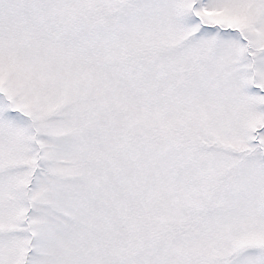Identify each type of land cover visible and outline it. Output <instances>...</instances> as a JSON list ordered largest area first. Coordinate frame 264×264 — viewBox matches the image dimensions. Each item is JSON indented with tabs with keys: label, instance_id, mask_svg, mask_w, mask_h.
Here are the masks:
<instances>
[{
	"label": "snow or ice",
	"instance_id": "obj_1",
	"mask_svg": "<svg viewBox=\"0 0 264 264\" xmlns=\"http://www.w3.org/2000/svg\"><path fill=\"white\" fill-rule=\"evenodd\" d=\"M0 264H264V0H0Z\"/></svg>",
	"mask_w": 264,
	"mask_h": 264
}]
</instances>
